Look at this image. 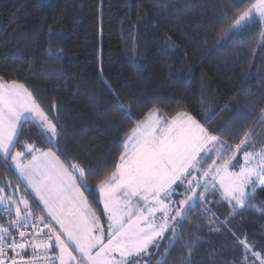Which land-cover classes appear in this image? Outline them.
Here are the masks:
<instances>
[{"label":"trees","instance_id":"16d2710c","mask_svg":"<svg viewBox=\"0 0 264 264\" xmlns=\"http://www.w3.org/2000/svg\"><path fill=\"white\" fill-rule=\"evenodd\" d=\"M240 3L0 0V77L25 84L47 110L59 104L64 133L58 143L61 148L71 144L68 155L91 164L88 184L95 189L96 174L113 166L124 150L122 142L153 108L161 116L187 109L207 120L210 128L221 129V139L230 144L253 126L264 107V25L229 34L247 7L234 10ZM117 97L130 108V119L116 106ZM262 135L264 125L256 128L251 142ZM30 139L49 147L37 133ZM6 181L0 170V182ZM182 223V242L167 254L161 247L151 264L165 254L167 264L242 260L243 249L232 234L209 233V220L199 208ZM233 227L241 238L264 240V188L257 186L249 195Z\"/></svg>","mask_w":264,"mask_h":264},{"label":"snow or ice","instance_id":"6c2138e0","mask_svg":"<svg viewBox=\"0 0 264 264\" xmlns=\"http://www.w3.org/2000/svg\"><path fill=\"white\" fill-rule=\"evenodd\" d=\"M233 8L240 15L229 34L264 25V0ZM116 106L131 118L118 97ZM59 119L58 103L47 110L25 84L0 77V170L7 174L0 182V264H151L153 250L167 254L182 242V222L196 208L209 233H231L242 247L238 264H264V240L241 238L233 227L249 195L264 188V147H256L264 135L251 142L264 125V107L234 144L187 109L161 116L153 108L122 142L113 166L96 174L95 189L88 184L91 164L70 157L71 144L60 147ZM34 133L49 147L30 139ZM166 254L156 264H167Z\"/></svg>","mask_w":264,"mask_h":264},{"label":"rangeland","instance_id":"374dc122","mask_svg":"<svg viewBox=\"0 0 264 264\" xmlns=\"http://www.w3.org/2000/svg\"><path fill=\"white\" fill-rule=\"evenodd\" d=\"M233 24H234V23H233ZM233 24H232V25H233ZM256 142H257V141H256ZM256 147H257V148L264 147V143H257V144H256ZM209 162H210V161H209ZM0 209L2 210V206H0ZM13 214H15V213L13 212ZM153 251L156 252L157 250H153Z\"/></svg>","mask_w":264,"mask_h":264},{"label":"built area","instance_id":"2783aa9c","mask_svg":"<svg viewBox=\"0 0 264 264\" xmlns=\"http://www.w3.org/2000/svg\"><path fill=\"white\" fill-rule=\"evenodd\" d=\"M2 215H4V213H3V211L1 210V212H0V216H2ZM4 223H6L7 221L5 220V221H3ZM30 254V253H29Z\"/></svg>","mask_w":264,"mask_h":264}]
</instances>
